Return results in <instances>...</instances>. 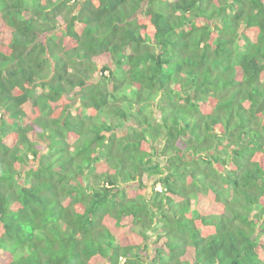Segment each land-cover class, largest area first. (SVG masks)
Masks as SVG:
<instances>
[{"label": "trees", "instance_id": "16d2710c", "mask_svg": "<svg viewBox=\"0 0 264 264\" xmlns=\"http://www.w3.org/2000/svg\"><path fill=\"white\" fill-rule=\"evenodd\" d=\"M121 259L264 264V0H0V264Z\"/></svg>", "mask_w": 264, "mask_h": 264}, {"label": "rangeland", "instance_id": "374dc122", "mask_svg": "<svg viewBox=\"0 0 264 264\" xmlns=\"http://www.w3.org/2000/svg\"><path fill=\"white\" fill-rule=\"evenodd\" d=\"M156 178L155 177H152V179L150 180L151 182L154 181ZM150 182V183H151ZM154 239V236H151V239L149 240L148 244H149V250H148V256L146 257L147 260H150L151 259V256L153 254V246L151 245V242L153 241ZM155 251V250H154ZM188 253H190V250L188 249ZM192 259V258H191ZM123 261H120V263H122Z\"/></svg>", "mask_w": 264, "mask_h": 264}, {"label": "clouds", "instance_id": "9594fccd", "mask_svg": "<svg viewBox=\"0 0 264 264\" xmlns=\"http://www.w3.org/2000/svg\"><path fill=\"white\" fill-rule=\"evenodd\" d=\"M70 4V3H69ZM155 181V180H154ZM151 183H153V182H151ZM151 183H149L150 185H151ZM150 185H148L149 186V191H150ZM155 189L158 191V192H164L165 191V189H163V187L158 183L157 185H156V187H155ZM150 193V192H149ZM155 250V249H154ZM153 250V254H152V256H151V258H153L154 257V255H155V251ZM120 261H123L122 259L120 260ZM123 263V262H122ZM122 263H120V264H122Z\"/></svg>", "mask_w": 264, "mask_h": 264}]
</instances>
